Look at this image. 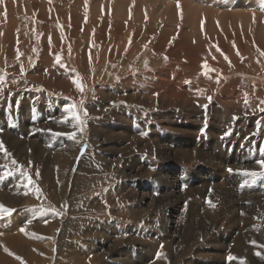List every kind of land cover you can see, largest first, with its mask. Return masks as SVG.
<instances>
[{"label": "rangeland", "instance_id": "obj_1", "mask_svg": "<svg viewBox=\"0 0 264 264\" xmlns=\"http://www.w3.org/2000/svg\"><path fill=\"white\" fill-rule=\"evenodd\" d=\"M90 1L87 20L85 0L0 4V141L9 153L0 166L14 158L43 193L24 195L18 175L0 181V205L14 210L0 220L1 245L23 264H59V255L64 264H229L228 255L264 264V179L250 192L242 175L261 171L264 154L261 0ZM242 11L253 14L244 25L232 18ZM225 14L230 21L217 18ZM70 104L88 113L82 132L63 122ZM72 132L76 141L54 135ZM192 206L206 210L190 223ZM29 219L39 239L19 232ZM70 222L79 228L68 232ZM240 242L248 247L237 254Z\"/></svg>", "mask_w": 264, "mask_h": 264}, {"label": "snow or ice", "instance_id": "obj_2", "mask_svg": "<svg viewBox=\"0 0 264 264\" xmlns=\"http://www.w3.org/2000/svg\"><path fill=\"white\" fill-rule=\"evenodd\" d=\"M4 2V0H0V4H2ZM52 0H49V3H51ZM87 7H88V0H85V20H87ZM177 7L179 8L180 5L177 4ZM260 9L261 11H264V0H261V4H260ZM5 16H6V13H5ZM58 27H60L58 25ZM203 30V28H202ZM0 35H2V33H0ZM131 43V39L129 40V44ZM50 44H51V41H50ZM235 47V45H233ZM147 47V45H145V48ZM217 51H220V49L217 47L216 48ZM33 51H35V49H33ZM127 51V49H126ZM69 53H71V48L69 47ZM239 55V53H237ZM22 54L18 51L17 52V56H16V59L19 60L20 59V56ZM261 55L264 56V52H261ZM62 56L57 54L55 55V63L57 65H59L61 68H64L65 71H67V67L65 64L62 63ZM225 59L227 60V57H225ZM90 62H91V54H90ZM29 63H31V59H29ZM144 66L147 68L148 67V62L145 61L144 62ZM202 68L206 69L207 71L204 73L205 75L208 74V72L212 71L208 64L207 63H204L202 65ZM20 73H21V76H23L25 74V70L23 68V66L21 65L20 67ZM119 79V78H117ZM72 84L75 86L76 90L80 93H84L85 91V86L84 84L81 82L80 80V77L77 75L75 78H73L71 80ZM218 84H219V79H217L216 81ZM12 83H18V81L16 80H13ZM6 85V77H5V74L3 73H0V94L3 93L4 91V87ZM158 95V94H157ZM208 100L209 102H211V97H208ZM81 105H83L84 101L81 100ZM246 103H247V99H246ZM261 103V107H259V111L260 112H264V101L260 102ZM204 108L206 109L207 108V105H204ZM63 111L64 113L66 114L65 115V119L63 122L65 123H69L71 124V126L73 128H76L78 129L80 132L83 131L84 129V126H85V121L81 118V111H83V115L85 117H87L88 113L86 110L82 109V108H77V106L75 104H70V105H66L64 108H63ZM233 119H236V117H234ZM75 122V123H72V122ZM0 131H2V129H0ZM230 133H226V135H228ZM54 135L56 136H60V135H66L69 139H72L73 141H76L77 140V136H76V133L75 132H72V133H54ZM84 150L81 149V152H83ZM0 153H3V156L5 158H9V153L7 152L6 148H5V145L3 144L2 141H0ZM256 164H258L259 168L261 169V171H243L242 172V175L245 176V177H250L251 180L249 182H252V181H255L258 177L261 178V179H264V159H261L259 161H255ZM2 167L3 169H5V171L3 172H0V181H3L4 179L8 178V177H12V176H19L21 179H20V186L24 189V195H28L29 194V190L31 189V194L36 196L37 198L41 197L43 195L41 189L35 185L33 183V180H32V177L31 175L24 171V166L20 165L14 158L11 159V166L7 163H5L4 165L0 166ZM228 171L230 173L233 172L232 169H228ZM39 175V173L37 172V176ZM106 203V202H105ZM209 204L211 207H215L214 204H212L210 201H209ZM63 207V206H62ZM13 212L14 210L11 209V208H7L3 205H0V220H4L5 217H11L13 215ZM48 212L51 213L52 216H56V217H61L63 216V211H57V209L55 208H42L40 209V214L41 215H44V214H47ZM243 214V213H242ZM32 223V220L29 219V220H26L24 222V226H21L19 228V232L20 233H23L25 236H33L35 237V234L34 233H28L26 228H27V225L28 224H31ZM45 223H47V221H45ZM0 235H3L2 232H0ZM37 239H39L40 237H35ZM252 244H256V241H251ZM0 247L3 248V251L10 257H14L17 261H20L21 264H23V260L20 256H17L15 255L14 253H12L6 246H3V245H0ZM163 247V246H161ZM258 247H264V246H259ZM162 253L158 252L157 253V259H160L162 257ZM256 255H261V253L257 252ZM237 259L236 257L232 256V255H228L227 257V261L230 262ZM240 264H244V261L241 260L240 261Z\"/></svg>", "mask_w": 264, "mask_h": 264}, {"label": "bare ground", "instance_id": "obj_3", "mask_svg": "<svg viewBox=\"0 0 264 264\" xmlns=\"http://www.w3.org/2000/svg\"><path fill=\"white\" fill-rule=\"evenodd\" d=\"M90 1V0H89ZM94 1V0H93ZM112 1V0H111ZM115 1V0H114ZM128 0H126V1H124V3L125 2H127ZM134 1V0H133ZM137 2H138V0H136ZM149 1H151V0H149ZM183 1V0H182ZM189 1H191V0H189ZM106 2V1H105ZM117 2V1H116ZM144 2H145V0H144ZM192 2V1H191ZM207 2V1H206ZM244 2V1H243ZM73 3V2H72ZM89 3H91L92 4V2L90 1ZM148 3V2H147ZM151 3H153V2H149V4H147V5H150ZM75 4V3H74ZM109 4H110V2H109ZM116 4V3H115ZM129 4H130V0H129ZM128 4V5H129ZM137 4V3H136ZM154 4V3H153ZM119 5V4H118ZM121 5H124L123 3H121ZM126 5V4H125ZM132 4H130V6H131ZM166 5H167V7H160V9L159 10H161V9H164V10H168L169 9V6H170V3H166ZM197 5V4H196ZM202 5V4H201ZM201 5H198V6H201ZM112 6V5H111ZM116 6V5H115ZM129 6V7H130ZM133 6V5H132ZM203 6V5H202ZM79 7V6H78ZM106 7V6H105ZM114 7V6H113ZM117 7H121V6H117ZM123 7H126V6H123ZM128 7V8H129ZM134 8H136L135 6H133ZM138 7V6H137ZM143 6H141V8H142ZM115 8V7H114ZM114 8H113V10H114ZM139 8V7H138ZM199 8V7H198ZM112 9V8H111ZM116 9V8H115ZM130 9L132 10V8L130 7ZM129 9V10H130ZM140 9V8H139ZM139 9H137V11L139 12L140 10ZM144 9H146V8H144ZM197 9V8H196ZM200 9V8H199ZM198 9V10H199ZM202 9V8H201ZM249 9V8H248ZM123 10V9H122ZM130 10V11H131ZM231 10V9H230ZM243 10V9H242ZM245 10V9H244ZM250 10V9H249ZM261 10V9H260ZM110 11V10H109ZM116 12L118 11V14L120 15V13H122V11L120 12L119 11V9L118 10H115ZM136 12V10H132V12ZM142 11V10H141ZM207 11V10H206ZM215 11V10H214ZM241 11V10H240ZM251 11H252V9H251ZM250 11V12H251ZM207 13H209V12H207ZM93 14V13H92ZM116 15H117V13H115ZM128 14V13H127ZM137 14V13H136ZM136 14H134V15H136ZM141 14V13H140ZM230 14V13H229ZM255 14V13H254ZM225 15H227V14H225ZM225 15H221V16H218L217 18L218 19H225L224 20V22L226 21V22H228V21H230L231 19V17L229 16V15H227L225 18H223ZM251 15V16H250ZM122 16V15H121ZM126 16V15H125ZM207 16V15H206ZM234 17H232V18H235L234 20H239V22L238 23H240V24H243V23H241V22H244V24H246L245 22L247 21V22H249V20H250V17H252L253 16V14L251 13H249V11L248 12H240V15L238 14V15H233ZM246 17V18H245ZM129 18H130V16H129ZM216 18V19H217ZM123 19V18H122ZM207 19H208V17H207ZM230 19V20H229ZM252 20H254L253 18H251ZM202 20H203V18H202ZM214 20H215V18H214ZM236 20V21H237ZM198 21V20H197ZM180 22V21H179ZM201 22V21H200ZM237 23V22H236ZM251 23V22H250ZM243 24V25H244ZM252 27H253V25H252ZM238 28V27H237ZM131 30V29H130ZM210 31V30H209ZM127 35V34H126ZM134 56V55H133ZM121 61V60H120ZM194 67V66H193ZM165 74V73H164ZM153 75V74H152ZM154 75H153V78L152 79H154ZM151 78V77H150ZM149 79V78H148ZM151 80V79H150ZM149 80V81H150ZM169 83V82H168ZM153 84V83H152ZM163 85H167V83H162ZM175 84V83H174ZM171 87V86H170ZM163 90V89H162ZM169 90V89H168ZM169 92H173V91H169ZM177 97V96H176ZM178 100V99H177ZM102 134H103V132H102ZM160 135V134H159ZM110 139V138H109ZM131 141V140H130ZM216 144V143H215ZM158 145V144H157ZM242 151V150H241ZM213 152V151H212ZM217 155H218V151H214ZM238 152V151H237ZM222 154V153H221ZM180 155H183L184 157H187V154H183V153H180ZM189 155H191V154H189ZM214 155V154H213ZM174 156V155H173ZM193 157V156H192ZM191 157V158H192ZM217 157V156H216ZM247 157V156H246ZM190 158V159H191ZM253 158V157H252ZM193 159V158H192ZM219 159V158H218ZM238 159V158H237ZM239 159H242V156L239 158ZM245 159V158H244ZM260 159V158H259ZM231 160V159H230ZM256 161H259V160H257L256 159ZM256 164V163H255ZM257 165V164H256ZM220 167V166H219ZM230 167V166H229ZM218 168V167H217ZM222 168V167H221ZM221 168L219 169V171L221 170ZM197 169H199V168H197ZM236 168H234V170H235ZM243 170V169H242ZM199 171V170H198ZM236 171H238V169L236 170ZM199 173V172H198ZM233 173H237V172H234L233 171ZM239 173V172H238ZM196 174V173H195ZM222 174H224V173H222ZM226 174V173H225ZM216 175V177H218V176H222L221 174L220 175H218V173L217 174H215ZM195 177H196V175H195ZM215 177V178H216ZM66 179H68V178H66ZM235 179V178H234ZM245 179V178H244ZM238 180V179H237ZM248 180H249V177H248ZM68 181V180H67ZM223 181H225V179L223 180ZM222 181V182H223ZM236 181V180H235ZM221 182V183H222ZM227 182V181H226ZM229 182H231V181H229ZM233 182H234V180H233ZM247 183V182H246ZM68 184V183H67ZM227 184V183H226ZM234 184V183H233ZM257 185V182L256 181H253V182H250V191L251 190H254V189H257L258 187H261V186H263V185H258V187L256 186ZM221 186V185H220ZM223 186V185H222ZM256 186V187H255ZM228 187V186H227ZM226 187V189H228ZM235 187V186H234ZM237 187V186H236ZM232 188V187H231ZM244 189H246L245 187H243ZM179 189V188H178ZM199 190V189H198ZM196 191V190H195ZM228 191V190H227ZM231 191V190H230ZM201 192V191H200ZM171 193V192H170ZM198 193V192H197ZM226 194H228V193H226ZM216 195V194H215ZM230 195V194H229ZM232 195V194H231ZM78 196V195H77ZM218 196V195H217ZM233 196V195H232ZM163 197V196H162ZM229 198V197H228ZM231 199V198H230ZM209 200V199H208ZM227 200V199H226ZM208 202V201H207ZM231 203V202H230ZM202 204V203H201ZM78 203H77V206H74L73 208H74V210H75V208H77L78 207ZM231 205V204H230ZM202 206H204L203 204H202ZM208 206H210L209 204L207 205L206 204V206L204 207V208H206V209H208V210H210L211 212L213 211V209L212 208H210V207H208ZM227 206H229L228 204H227ZM107 207H108V205H107ZM72 208V209H73ZM204 208H203V211H202V208H196V207H191V211L193 212V214H189V215H191V216H189V218H190V223L191 222H193L194 221V219H192L191 217H193V216H196V214H194V212L196 213L197 212V210L198 209H200L202 212H205V210H204ZM130 211V210H129ZM134 210H131V212H133ZM190 211V212H191ZM209 212V211H208ZM109 213H110V211H109ZM204 214V213H203ZM218 215V214H217ZM99 220V219H98ZM90 221V220H89ZM95 221V220H94ZM101 222V221H100ZM79 223V222H78ZM78 223H76V224H74V223H72L71 224V222L68 224V232L70 231H73L76 227H78L79 228V226L77 225ZM81 223V222H80ZM101 224V223H100ZM235 225H238V223L237 222H235L234 223ZM247 224L249 225V224H251V222H250V220L249 219H247ZM83 225V223L81 224V226ZM92 227V226H91ZM102 227H104V226H102ZM244 227V226H243ZM252 228V226L250 225V227H249V231H250V229ZM78 230V229H77ZM32 231V230H31ZM238 232H240V231H238ZM246 232V231H245ZM142 233V232H141ZM67 234V233H66ZM65 235V234H64ZM73 237V236H72ZM238 237V236H237ZM237 237H235L234 239H232V240H230V244H233V243H237V242H239V238L240 237H242V235H240V237L237 239ZM63 239V238H62ZM62 239H61V242H60V244H59V249L62 247ZM255 241V240H254ZM67 242H69V241H67ZM3 243H7V240H4V239H0V245L1 244H3ZM64 243V242H63ZM182 243H184V242H182ZM227 243V242H226ZM244 243L243 242H240V247L242 248V250H241V252L240 251H236V253L237 254H240V253H242L245 249H247V247L248 246H246V245H243ZM246 244V243H245ZM180 245V244H179ZM212 245V244H211ZM177 246V245H176ZM214 246H215V244H214ZM263 246H264V244H263ZM7 247V246H6ZM118 248H119V245H118ZM70 249V248H69ZM116 249V248H115ZM227 249V248H226ZM244 249V250H243ZM10 251H11V248H10ZM60 251V250H59ZM185 251V250H184ZM14 253H15V255H18V251H13ZM18 252V253H17ZM187 252V251H186ZM186 252H183V253H186ZM22 253H23V257H25L26 258V253L24 252V250H22ZM44 256V255H43ZM245 256V255H244ZM62 256L61 255H59V260H57V261H59L60 263L59 264H64L63 262H61L62 261V258H61ZM14 258V257H13ZM27 258L29 259V257L27 256ZM27 259V260H28ZM35 259V258H34ZM164 261V260H163ZM174 261V260H173ZM10 263V256H8L4 251H3V249H2V247H0V264H9ZM33 264H35V263H33ZM156 264H164L161 260H159V261H156Z\"/></svg>", "mask_w": 264, "mask_h": 264}, {"label": "crops", "instance_id": "obj_4", "mask_svg": "<svg viewBox=\"0 0 264 264\" xmlns=\"http://www.w3.org/2000/svg\"><path fill=\"white\" fill-rule=\"evenodd\" d=\"M258 146H259V145H258ZM258 146H256V148H257ZM263 149H264V147L260 148V150H263ZM217 153H219V152H217ZM263 156H264V154L261 155V156H259V157L261 158V157H263ZM259 160H260V159H259ZM251 170H252V169H251ZM259 170H261V169H259ZM255 181H256V180H255ZM256 182H257V185H256L257 187H258V185L262 184L261 182H258V181H256ZM256 186H255V187H256ZM259 189H261V187H258V188H257V190H259ZM257 190L254 189V190H251V191L255 192V191H257ZM251 191H250V192H251ZM261 191H262V197L264 198V188H262Z\"/></svg>", "mask_w": 264, "mask_h": 264}]
</instances>
